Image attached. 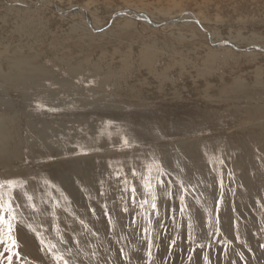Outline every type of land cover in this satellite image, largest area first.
<instances>
[{
    "label": "bare ground",
    "instance_id": "6f19581e",
    "mask_svg": "<svg viewBox=\"0 0 264 264\" xmlns=\"http://www.w3.org/2000/svg\"><path fill=\"white\" fill-rule=\"evenodd\" d=\"M1 1L0 102L6 95L14 98L7 105L9 115L0 124L6 147L16 146L23 152L34 143L61 147L59 142L65 138L83 141L90 111L99 115L102 125L106 126L105 116L109 115L114 128L140 132L145 129L142 118L125 114L135 115L136 108L153 98L166 99L173 110L182 109L181 100L189 95L195 99L205 95L207 103L255 101L252 116L264 117V71L255 68L264 62V0H4L6 5ZM176 7H182L185 14H173ZM69 15L78 20L69 21ZM204 27L208 33L202 31ZM254 27L263 31L258 33ZM202 83L206 86L201 87ZM244 84L250 85L248 92H244ZM94 105L96 110L87 109ZM11 121L15 123L10 125ZM253 133L264 148V126ZM197 149L179 156L163 154L164 159L139 164L147 168L154 162L159 167L158 159L165 161L177 177L200 184L198 188L211 197L215 193L212 183L216 177L224 182V175L217 169L214 152ZM202 159L212 162L215 179L207 177ZM252 181L249 176L246 185ZM33 184L28 188L33 200L47 197L38 196L34 188L38 182ZM110 190L113 194L112 187ZM138 192L137 197L149 195ZM117 198L123 208H117L116 222L125 224V208L133 202ZM221 223L227 235L246 241L245 224L235 211L223 213ZM71 228L77 236L73 245L80 251L87 249L88 231ZM115 235L112 250H126L122 249L120 264H136L146 257L134 237L131 242L127 236ZM57 240L62 249L68 248L61 235ZM80 251L74 253L79 256H68L82 261L87 256Z\"/></svg>",
    "mask_w": 264,
    "mask_h": 264
},
{
    "label": "rangeland",
    "instance_id": "374dc122",
    "mask_svg": "<svg viewBox=\"0 0 264 264\" xmlns=\"http://www.w3.org/2000/svg\"><path fill=\"white\" fill-rule=\"evenodd\" d=\"M1 2L6 5L4 0ZM76 4L87 6L84 2ZM172 11L178 16L185 14L182 7ZM199 11L197 13L201 15L203 11ZM69 16V21L78 20ZM252 30L263 31L258 27ZM202 31L208 33L205 27ZM255 68L264 71V62ZM202 86L206 84L202 83ZM243 86L244 92H248L250 85ZM12 99L6 95L0 102V124L9 115L7 105ZM207 100L205 95L197 99L185 96L181 100L184 107L178 110L170 109L163 98L145 100L136 108L135 115L125 114L142 118L140 123L145 129L140 132L114 128L110 125L113 118L109 115L105 116L107 127L102 125L99 115L90 111L96 110L94 105L87 108L90 126L82 132L85 139L65 138L59 142L61 147H42L34 143L19 152L16 146L4 145L6 133L0 130V181L20 180L25 183L28 194V188L37 181L34 188L38 196H47L35 198L36 208L33 209L26 206L18 189L14 193L15 207L21 214L18 219L37 228L45 240L56 244L69 264H120L123 250H126L125 247L112 250L111 245L117 238L115 234L127 236L129 241L134 237L136 241L133 242L142 246L140 252L144 254H147L149 244L152 245L150 261L146 255L147 258L138 259L136 264H264V148L259 142L260 137L253 133L257 127L264 126V117L252 116L253 108L258 104L255 101L207 103ZM203 105H206L205 110L198 112ZM13 123L9 122L10 125ZM191 148L206 153L211 151L217 156V169L224 175V182L217 179V171L210 168L211 161L201 160L208 169L207 177L212 180L216 177L212 183L215 193L211 197L204 189L198 188L200 184L194 186L177 177L176 171L165 161L158 159L163 175L157 171L160 168V165L155 167L157 163L147 164V168L139 164L145 160L147 163L149 159L155 161L157 157L164 159L163 154L177 156ZM249 176L253 181L247 186L245 180ZM146 179H150L154 186L156 209L149 204L143 208L140 206L145 199L151 203L149 195L137 197L139 190L146 191ZM256 179H260V183ZM238 180L242 182L236 184ZM110 187L114 190L111 195ZM117 197L133 202L132 205L129 203L125 224L116 222L123 208L118 206L121 200ZM229 211L242 217L246 241L227 235L220 226L223 213L230 214ZM73 226L88 231V250L80 251L74 246L77 236L71 228ZM94 229L103 233H94ZM145 229L149 231L145 232ZM16 232L20 256L13 257V264H55L35 233L21 224H17ZM57 235L67 242L66 250L62 249L63 244L57 240ZM79 251L87 256L82 261L68 256L70 253L79 256V253L74 254ZM0 264L8 262L0 258Z\"/></svg>",
    "mask_w": 264,
    "mask_h": 264
},
{
    "label": "snow or ice",
    "instance_id": "6c2138e0",
    "mask_svg": "<svg viewBox=\"0 0 264 264\" xmlns=\"http://www.w3.org/2000/svg\"><path fill=\"white\" fill-rule=\"evenodd\" d=\"M128 141L125 140V144H127ZM162 166L157 169L158 172H160L161 175L165 174L161 171ZM133 174L135 175V170H133ZM159 180V178L157 177ZM159 183L163 184L162 180H159ZM183 187V184L181 185ZM222 186V184H221ZM144 188L147 191V193L151 196V203L149 200L145 199L141 203V208L144 207L145 204H149V206L152 209H156V194L154 191V186L151 184L150 179H146L144 181ZM21 191V194L24 196L26 200V206L31 207L33 209L36 208V205L32 202L33 197L29 195L26 191V185L24 182L20 180H4L0 181V258H5L8 262V264H13V257H19L20 252L18 249L20 248V244L17 240V224H21L24 227L28 228L30 231L36 234L37 238L40 240V244L44 246L46 251L51 254L53 261L55 264H69V261L65 258V256L60 252V250L57 248L56 244L52 243L51 241H47L44 238V235L42 232L38 231L37 228L32 227V225L25 223L23 219H18V216L21 214L17 212L15 207V196L14 193L17 190ZM128 190L127 188L125 189ZM133 194L135 193V188H132ZM183 199V197H181ZM133 202L134 196H133ZM125 211L127 209L125 208ZM159 213L157 212V215ZM151 223V221H149ZM59 230V229H58ZM145 232H148L149 229H145ZM175 244V241H172V245ZM152 245L149 244L147 256L149 257V261L152 257L151 252ZM200 247H203V245H200ZM8 253V255L5 257L4 254ZM127 258V257H126ZM207 259V257H205Z\"/></svg>",
    "mask_w": 264,
    "mask_h": 264
}]
</instances>
